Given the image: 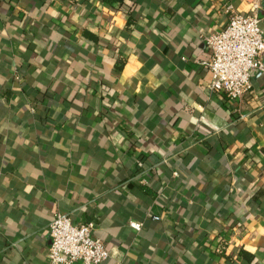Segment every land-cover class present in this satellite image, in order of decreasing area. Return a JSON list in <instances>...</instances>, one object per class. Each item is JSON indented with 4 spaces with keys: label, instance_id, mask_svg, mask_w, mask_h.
<instances>
[{
    "label": "crops",
    "instance_id": "obj_1",
    "mask_svg": "<svg viewBox=\"0 0 264 264\" xmlns=\"http://www.w3.org/2000/svg\"><path fill=\"white\" fill-rule=\"evenodd\" d=\"M247 1L0 0V264L56 214L102 264H264V73L227 100L204 42Z\"/></svg>",
    "mask_w": 264,
    "mask_h": 264
},
{
    "label": "built area",
    "instance_id": "obj_2",
    "mask_svg": "<svg viewBox=\"0 0 264 264\" xmlns=\"http://www.w3.org/2000/svg\"><path fill=\"white\" fill-rule=\"evenodd\" d=\"M248 10L230 8L227 25L204 37L209 52V90L231 102L252 91L251 73H264V34L260 28V2L248 0ZM140 230L141 225L129 223ZM92 223L76 225L69 216L56 214L49 225L48 264H102L109 251L102 240L92 236Z\"/></svg>",
    "mask_w": 264,
    "mask_h": 264
},
{
    "label": "trees",
    "instance_id": "obj_3",
    "mask_svg": "<svg viewBox=\"0 0 264 264\" xmlns=\"http://www.w3.org/2000/svg\"><path fill=\"white\" fill-rule=\"evenodd\" d=\"M104 1H111V2H113V1H115V0H104ZM239 257L241 258V259H243V260H245V261H250L251 260V258H252V256L249 254V253H247V252H245V251H243V250H240L239 251Z\"/></svg>",
    "mask_w": 264,
    "mask_h": 264
}]
</instances>
